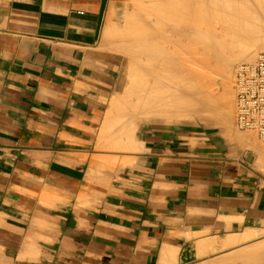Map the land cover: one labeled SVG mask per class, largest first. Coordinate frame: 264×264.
Listing matches in <instances>:
<instances>
[{
    "label": "crops",
    "instance_id": "obj_1",
    "mask_svg": "<svg viewBox=\"0 0 264 264\" xmlns=\"http://www.w3.org/2000/svg\"><path fill=\"white\" fill-rule=\"evenodd\" d=\"M112 1L0 0V264H264V176L238 144L144 124L132 164L97 151L125 61L102 43Z\"/></svg>",
    "mask_w": 264,
    "mask_h": 264
},
{
    "label": "bare ground",
    "instance_id": "obj_2",
    "mask_svg": "<svg viewBox=\"0 0 264 264\" xmlns=\"http://www.w3.org/2000/svg\"><path fill=\"white\" fill-rule=\"evenodd\" d=\"M132 2L135 9L125 13L123 28L117 27V33L107 26L103 32L104 43H115L127 61L98 144L138 151V122L176 123L195 118L215 120L228 136L232 135L238 90L232 87L233 71L236 67V86L239 68L260 61L264 50V0ZM185 39L190 42L186 44ZM247 141L242 144L248 145ZM252 146L262 152L259 151L261 158L251 154L250 161L254 159L264 173V146ZM255 236L256 233L226 236L220 246L246 243Z\"/></svg>",
    "mask_w": 264,
    "mask_h": 264
},
{
    "label": "rangeland",
    "instance_id": "obj_3",
    "mask_svg": "<svg viewBox=\"0 0 264 264\" xmlns=\"http://www.w3.org/2000/svg\"><path fill=\"white\" fill-rule=\"evenodd\" d=\"M132 1V0H131ZM130 0H113L111 2V5L107 11V17H106V25H105V28H104V32L106 31L105 29L107 28V26H111V28L113 29V31H116L117 32V27L118 28H123V20H124V16H125V13H129V11L133 8V2L130 4L131 2ZM135 1V0H134ZM129 3V4H128ZM127 4H128V8H127ZM130 7V8H129ZM130 9V10H129ZM127 10H129L127 12ZM133 11V10H131ZM130 11V12H131ZM124 14V15H122ZM123 18V19H122ZM120 25V27H119ZM121 28V29H122ZM108 29V28H107ZM121 29H118L120 32H121ZM118 33V32H117ZM188 39H185L184 42L186 44H188L190 41ZM102 43L104 44V47L109 49L110 51H114V52H117L119 53L123 58H124V67H125V64H126V61H127V58L124 57L123 54H121L119 51H118V48L115 45V43H113L112 45H108V44H105L104 43V33H103V39H102ZM113 46V48H111ZM202 48V47H200ZM117 49V50H116ZM264 52L261 51L260 53ZM213 63H214V59H212ZM124 67H123V70L121 72V79L124 75ZM236 67L234 68V77H233V84H232V87H235L236 86L234 85V82H235V73H236ZM236 93V92H235ZM237 95V94H236ZM236 100V99H235ZM111 103V101H110ZM110 103H109V107H110ZM108 107V108H109ZM236 108V107H235ZM108 110V109H107ZM236 115H237V112H236V109H235V113H234V116H233V121H232V135L228 136L226 134V130L225 128L217 125L216 121L215 120H208V119H203V120H200L198 118H195V119H188V120H185L183 122H176V123H162V122H153V123H148V122H138V129L141 125H144V124H160V125H184V126H188L192 129H196V128H202V129H205L207 131H210V132H213V133H221L223 135V137H225L228 141L232 142V143H236L238 144L242 149H244V153L245 154H248V155H254L255 158H261L259 157V151H261L259 148V146H264V140L261 139L255 132L251 131V130H241L237 124H236ZM117 128V127H116ZM119 129V128H118ZM118 129H114V130H118ZM113 132V131H112ZM248 135V137H247ZM137 139L139 140L138 138V130H137ZM231 136H233V138H230ZM245 136V138L243 137ZM248 139H247V138ZM243 140V141H242ZM248 140V141H247ZM140 141V140H139ZM245 142L247 141L248 145H244V143L242 144V142ZM251 143V144H250ZM141 144V143H140ZM253 144L257 145L259 148V150H257V148H254V146H252ZM251 145V146H250ZM112 145H104V146H100L99 144L97 145V151L99 152H103V153H106L108 154L106 157L109 158V163H110V166L111 167H117V166H124L126 164H129L130 162L132 163L133 162V158L131 156V154H134L136 151H127V150H124V149H120V148H116V147H111ZM141 148H142V144H141ZM120 149V150H119ZM124 150V151H123ZM141 150V149H138V151ZM262 152V151H261ZM262 156V155H261ZM125 159V160H124ZM126 159H130L131 161L130 162H126ZM112 160V161H111ZM117 160V161H116ZM122 160V161H121ZM254 167H255V170L260 173L261 175L264 176V173H262L260 170H258L257 168V165L254 163Z\"/></svg>",
    "mask_w": 264,
    "mask_h": 264
},
{
    "label": "built area",
    "instance_id": "obj_4",
    "mask_svg": "<svg viewBox=\"0 0 264 264\" xmlns=\"http://www.w3.org/2000/svg\"><path fill=\"white\" fill-rule=\"evenodd\" d=\"M256 65L245 64L237 74L236 124L264 139V52Z\"/></svg>",
    "mask_w": 264,
    "mask_h": 264
},
{
    "label": "water",
    "instance_id": "obj_5",
    "mask_svg": "<svg viewBox=\"0 0 264 264\" xmlns=\"http://www.w3.org/2000/svg\"><path fill=\"white\" fill-rule=\"evenodd\" d=\"M250 156H251V155H249V156H248V158H247V159H248V161H250Z\"/></svg>",
    "mask_w": 264,
    "mask_h": 264
}]
</instances>
